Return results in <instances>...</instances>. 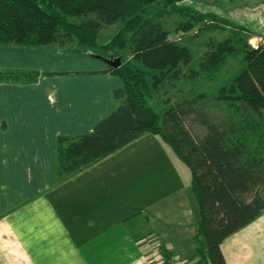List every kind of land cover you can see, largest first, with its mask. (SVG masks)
<instances>
[{
    "label": "trees",
    "instance_id": "trees-1",
    "mask_svg": "<svg viewBox=\"0 0 264 264\" xmlns=\"http://www.w3.org/2000/svg\"><path fill=\"white\" fill-rule=\"evenodd\" d=\"M183 0H0V45L37 48L74 40L62 50L76 55H113L121 64L109 71L122 86L114 90L119 104L91 133L60 136L53 154L52 181H63L102 157L145 134L166 143L191 174L198 211L193 258L197 264H227L223 240L264 211V36L253 33L214 11L201 12ZM177 15L173 29L167 17ZM122 23L104 44L103 28ZM218 30L230 36L210 41L198 71L211 78L228 57L243 55L245 65L213 95H191L158 111L154 88L179 79L191 59L187 46L171 32ZM122 53L129 57L123 59ZM93 57V56H92ZM36 72L0 70V81L33 80ZM32 77V78H31ZM166 81V82H168ZM204 127L194 134L187 121ZM59 179V180H57ZM164 264L172 253L159 245Z\"/></svg>",
    "mask_w": 264,
    "mask_h": 264
},
{
    "label": "crops",
    "instance_id": "crops-1",
    "mask_svg": "<svg viewBox=\"0 0 264 264\" xmlns=\"http://www.w3.org/2000/svg\"><path fill=\"white\" fill-rule=\"evenodd\" d=\"M0 70L37 73L32 81H0V264H164L159 245L172 264H197L198 217L193 223L185 174L158 136L145 134L52 181L58 138L91 133L120 102L113 92L122 81L105 62L0 45ZM137 147L162 174L137 163ZM144 198L147 204H136ZM221 250L227 264H264V211Z\"/></svg>",
    "mask_w": 264,
    "mask_h": 264
},
{
    "label": "rangeland",
    "instance_id": "rangeland-1",
    "mask_svg": "<svg viewBox=\"0 0 264 264\" xmlns=\"http://www.w3.org/2000/svg\"><path fill=\"white\" fill-rule=\"evenodd\" d=\"M182 3L191 5L195 9L201 12L214 11L220 14L221 16L229 18L238 25L247 27L253 33L252 35H250L248 40L251 45L255 46L256 44L262 42L263 40L264 0H183ZM177 19H178L177 15H171L167 17V22H168L167 27L173 29L175 21ZM121 27H122V23L116 22L114 24H111L103 28L99 34L98 43L104 44L109 40H111V38L118 32V30ZM228 36H230V33L228 32H221L213 29L201 30L199 32H197L196 29L187 32L185 31H178L176 33L171 32L170 38L177 39L180 42V44H183L188 47V49L191 52V59L188 63L182 64L181 76L179 79H176V81L172 79L169 82L168 81L169 79L166 78L164 82H161L154 88L153 101L158 111H162L170 104H173L174 102L182 99L183 97L191 95L193 92H204L208 95H213L222 85H226L231 82V80L237 74L240 68L245 65L242 54H237L236 56L228 57L224 65L218 71H216L211 78L207 77L204 73L198 71L199 61L203 56H205V53L209 49L208 43L210 41L215 42L222 40ZM74 43H75L74 40H67V41L65 40L61 43L46 45L45 47L53 50L54 52L63 53L64 51L62 50L68 48L69 46L74 45ZM68 51L65 52V54H73ZM119 54L122 53L119 52ZM122 56L123 59H126L129 57V54L124 53L122 54ZM187 124L189 129L194 134L197 135L204 134L205 132L204 127L200 126L197 122L192 121V119H189L187 121ZM157 138L159 139V137ZM166 147L167 146H165V148ZM137 148H138L137 153H139L140 156V162L137 163H143V165L145 166L144 169L147 168L148 172L150 171L149 169L150 167H147L145 164H152L155 175L159 173L162 174L163 173L162 168L159 172L158 167L155 166V163L153 161L148 163L146 160H144L145 154L142 155L141 149L139 147ZM168 149L172 153V150L170 148ZM177 161L180 164V169L185 174L184 186L186 187L185 192L187 195V202L192 208L194 214L193 223H195L196 216L198 217V211H197L194 195L192 194L191 191V184H190L191 174L189 168L182 161L178 159ZM160 181H163V183L167 181L165 175L160 176ZM165 187L171 188V185L165 184ZM131 199H133V196H130L128 202L129 205ZM138 201L139 200H137L136 203L137 205L147 204V199L145 198L140 202ZM154 225H156V223L151 221L149 227L155 228ZM149 227H147V225L144 226V230L146 229L147 231ZM185 228L186 227L183 228V231L186 233ZM158 236H159L158 238L160 239V233ZM184 244L187 245V243ZM171 261L170 263L172 264ZM194 262L195 261L190 258L185 261H178L177 264H194Z\"/></svg>",
    "mask_w": 264,
    "mask_h": 264
},
{
    "label": "water",
    "instance_id": "water-1",
    "mask_svg": "<svg viewBox=\"0 0 264 264\" xmlns=\"http://www.w3.org/2000/svg\"><path fill=\"white\" fill-rule=\"evenodd\" d=\"M91 55L95 58L102 59V61H104L110 67L115 68L121 64V58L119 56H115V57L113 55L101 56L97 54H91Z\"/></svg>",
    "mask_w": 264,
    "mask_h": 264
}]
</instances>
